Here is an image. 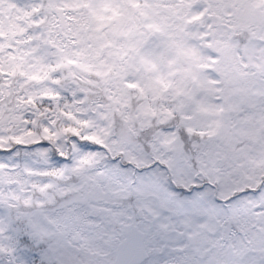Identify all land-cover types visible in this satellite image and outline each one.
<instances>
[{
    "label": "snow or ice",
    "instance_id": "obj_1",
    "mask_svg": "<svg viewBox=\"0 0 264 264\" xmlns=\"http://www.w3.org/2000/svg\"><path fill=\"white\" fill-rule=\"evenodd\" d=\"M0 264H264V0H0Z\"/></svg>",
    "mask_w": 264,
    "mask_h": 264
}]
</instances>
